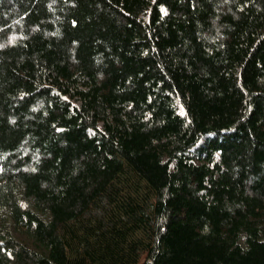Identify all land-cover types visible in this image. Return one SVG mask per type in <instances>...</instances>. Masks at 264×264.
Returning <instances> with one entry per match:
<instances>
[{"label": "trees", "instance_id": "1", "mask_svg": "<svg viewBox=\"0 0 264 264\" xmlns=\"http://www.w3.org/2000/svg\"><path fill=\"white\" fill-rule=\"evenodd\" d=\"M0 264H264V0H0Z\"/></svg>", "mask_w": 264, "mask_h": 264}]
</instances>
